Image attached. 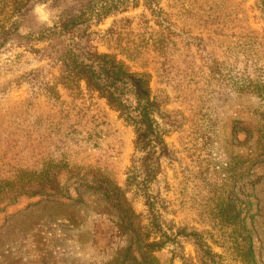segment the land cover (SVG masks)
<instances>
[{
    "label": "rangeland",
    "instance_id": "1",
    "mask_svg": "<svg viewBox=\"0 0 264 264\" xmlns=\"http://www.w3.org/2000/svg\"><path fill=\"white\" fill-rule=\"evenodd\" d=\"M83 48L148 77L152 164ZM0 264H264V0H0Z\"/></svg>",
    "mask_w": 264,
    "mask_h": 264
},
{
    "label": "trees",
    "instance_id": "2",
    "mask_svg": "<svg viewBox=\"0 0 264 264\" xmlns=\"http://www.w3.org/2000/svg\"><path fill=\"white\" fill-rule=\"evenodd\" d=\"M82 16L80 13L67 16L60 23V32L79 33ZM62 62L68 77L83 81L86 89L104 99L109 108L133 127L134 149L144 153L145 164H152L157 151L162 150L164 145L149 117L153 103L148 77L132 73L115 57L90 48L68 51ZM245 253L249 259V248L245 249Z\"/></svg>",
    "mask_w": 264,
    "mask_h": 264
}]
</instances>
